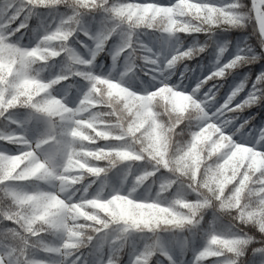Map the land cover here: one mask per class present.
<instances>
[{
	"label": "clouds",
	"instance_id": "clouds-1",
	"mask_svg": "<svg viewBox=\"0 0 264 264\" xmlns=\"http://www.w3.org/2000/svg\"><path fill=\"white\" fill-rule=\"evenodd\" d=\"M79 3L80 0H74L65 5L63 14L57 9L59 23L54 27L38 28L39 21L35 25L26 23L24 32H20L19 26L5 27L0 33V52L6 51L15 59H9L6 64L5 57L0 55V82L5 79L7 67L16 92H22L29 85L39 89L43 87L42 81L68 79L69 71L76 68L75 58L88 66L86 72L94 73L95 80L118 81L113 87L139 96L159 87L155 83L158 68L167 86H179L184 95L193 99L194 108L175 125L178 128L181 123L184 125L177 134L180 135L178 141L165 132L164 125L160 126L162 143L159 146L153 141L152 124L138 125L137 130L143 127V131L137 136L133 121L142 117L139 114L133 117L121 109L120 119L128 121L127 129L117 126V139L121 142L107 148L97 145L93 149L83 145L88 150L82 154L80 167L88 175L82 178L78 188L64 192L62 200H56L54 205L43 203L40 215L20 223L18 227L25 233L20 239L26 243L28 233L51 236L47 243L44 236L33 242V247L58 254L48 264H77V261L80 264H162L160 256L166 259L173 256L165 246L156 248L147 240L153 236L162 239L164 234H169L173 241L177 237L188 240L211 213L213 226L207 232V250L203 253V257H207L205 264H217L215 257L221 253L230 264H247L249 242L253 239L264 242V211L257 220L252 212L245 214L240 210V201L243 199L246 207L258 200L257 206L264 209V197L260 196L264 187L257 188L258 184L264 185V174L253 177L246 171L238 180L235 157L240 149L249 150L250 156L264 155V135H261L264 121L257 125L253 123L255 115H245L252 108L264 106V78L259 85L260 102L254 104L244 103L247 87L233 95L232 89L239 84L225 91V83L233 70L264 61V36L256 30L250 3L239 0L240 7L224 10L217 6L224 4V0L218 3L213 0L196 3L175 0L172 6L155 0L119 5L109 4L108 0L100 3L93 0L91 12H79V19L87 27L83 33L64 24V15L71 19V13L76 11L74 5ZM89 16H99L101 21L108 22L103 28L102 50L97 51L102 29L98 24L91 27L86 20ZM218 31L248 33L243 41L252 51L245 53L246 59H241L226 75H219L222 69L217 62L214 71L200 78L195 75L198 64L193 62L212 47L214 34ZM61 32L64 43L61 50H57L52 41ZM191 34H204L207 38L187 43ZM253 39L255 43H252ZM225 44L228 49L230 41L221 45ZM13 65L18 71H12ZM174 78L175 83L172 82ZM78 86L89 90L92 87L90 84ZM61 87L66 88L67 84ZM126 136L130 138L122 139ZM51 147L48 145L36 151L41 154ZM193 153H196L195 158ZM40 159L44 160L43 155ZM56 163L63 165V160L57 159ZM55 173L62 176L59 167ZM109 174L117 177L116 183L110 182ZM253 179L256 184L245 193V181ZM165 189L168 190L161 196ZM78 191H82V199L74 198ZM182 201V207L187 211L176 210L173 214L175 205ZM72 209L78 216H83V222L75 225L74 232L71 228L53 231V225L66 218ZM178 216L185 220L182 231L164 229L158 232L151 227L153 221L180 226ZM223 235L236 238L238 256L232 249L218 246L226 243L217 239ZM73 236L78 239L67 243L66 240ZM21 251L26 249L22 246ZM183 254L182 248L181 256ZM125 256L129 257L127 261ZM27 264L37 262L30 260ZM175 264H183V260H175Z\"/></svg>",
	"mask_w": 264,
	"mask_h": 264
},
{
	"label": "trees",
	"instance_id": "trees-1",
	"mask_svg": "<svg viewBox=\"0 0 264 264\" xmlns=\"http://www.w3.org/2000/svg\"><path fill=\"white\" fill-rule=\"evenodd\" d=\"M101 0H96V3H100ZM143 2V0H108L109 4H122V3H137ZM155 2L162 5H169L174 3L175 0H155ZM189 3H196L194 0H188ZM213 2H219V0H213ZM246 3H250V0H245ZM74 3V0H27L28 7L27 13H25V0H0V28L2 31L8 25L12 27H20V32L25 31L24 25L30 23L35 25L37 21L38 28H44L48 26L54 27L59 23V14L65 12V5ZM150 3V2H149ZM19 5L16 10V16L9 19H5V14L9 10L10 5ZM75 12L71 13V19L69 15H64V24L70 25L74 30H79L83 33L84 25L83 21L79 19V12L84 10L91 12L93 8V0H80L79 4H75ZM36 13H39L37 15ZM43 14V15H41ZM19 17V19H17ZM86 20L90 23L91 27H97V24L101 27L99 33V39L97 43V51L102 50L104 47L105 36L103 28L108 22L101 21L100 17L89 16ZM102 22V23H101ZM19 35V33H17ZM248 36V33L240 32H220L214 34V41L212 47H210L206 53L194 61V64H198L195 75L203 78L211 71L215 70L214 65H217L218 47L224 41H230V46L227 51L220 57L218 66L229 62L236 53L237 45L243 42L244 37ZM82 40L85 38L81 35ZM207 37L204 34H191L187 37V43H191L194 39L200 41L205 40ZM2 39V38H0ZM27 43V41H25ZM64 43L63 32H61L55 40L52 41L57 48L61 50V44ZM111 43V42H110ZM252 43H255L254 39ZM258 50V49H257ZM51 59V58H50ZM40 63V61H37ZM73 64L76 68L72 69L68 73V79L59 78L52 81H42L43 87L37 89L35 85H29L27 89L22 92H16L13 85L10 83L12 80L11 74L8 73L7 67L5 68V79L0 82V87L4 93V96L8 98L10 104L0 105V146H3L14 153H17L22 147L20 144V138H11V128L14 127L11 115L14 113L16 116L23 118V122L27 124L28 129L34 134L38 141L37 149L47 148L48 145L53 147L49 148L43 155L44 160H41L44 164L50 160L57 161V159L63 160V165H57L59 167H65L67 163L69 167V173L66 177L65 184L71 190L78 188L82 178L88 174L84 173L80 164L83 163L81 159L82 154L88 149L82 147L87 145L91 148L95 146H102L107 148L108 145L120 143L121 140L117 139V132L119 131L118 125L123 129L128 128V121L121 120V109L126 114H130L135 117L139 114L142 119H135L133 121L134 134L139 136L143 131V127H147L152 124L153 128V141L159 146L162 142L160 140V126L164 125V130L169 136H174L178 141L180 139V128L184 127L181 123L180 127H175L176 123H180L186 114L194 108L193 99L184 95L180 90V87L170 88V93L175 97V103L173 105H163L160 109L159 103L163 101L165 94V83L162 74L159 73L157 68V78L155 83L159 85L153 91H145L139 96L129 95L127 92L121 90L119 87H113L114 84H118V81H96L95 74H89L86 72L87 65L81 64L73 59ZM15 65L12 67V71H18V68L14 70ZM79 69V70H77ZM261 72H264V61L258 64L249 65L239 70H233L231 76L226 77L225 91H230L231 87L239 84L246 76L250 77L251 81H254ZM176 82L175 78L172 81ZM62 84H67V87H61ZM90 84L91 90L83 88L78 85ZM251 87V83H248L247 89ZM85 91L88 100L85 102L79 101V92ZM59 91H65V96L77 103L78 111L86 118L89 114H93L94 122L84 125L79 132L73 133L69 128V121L71 118V112L69 109L62 106L59 100L56 99L55 94ZM103 96L104 99H100ZM223 96V93H222ZM222 102V100H221ZM158 104V106H157ZM165 104V103H164ZM10 114L8 120L5 119V115ZM245 115H255L256 120L254 124L259 125L261 121H264V106L252 108ZM11 120V123H9ZM167 122V124L165 123ZM143 124V127L137 130V126ZM171 125L169 127L168 125ZM130 137H123L122 139H129ZM71 147H69L70 145ZM162 150V149H161ZM196 153H193L195 158ZM27 157L21 158L19 162L13 160H6L0 155V249H8L12 254V261L14 264H19L20 261L27 257L42 258V264H48L53 258L58 255L55 251L45 249L42 247H33V242L44 236L45 243L49 242L52 237L46 233L39 234H26L25 243L20 239V236L25 235L21 232L18 225L20 223L27 222L28 218L40 215L43 211V203H45L43 196L38 191V186L44 182L50 181L52 176L49 175L44 169L33 174H24L23 170ZM96 163L95 161H93ZM57 164V163H56ZM235 167L239 170L237 179L243 178L244 172H249L253 177L258 174L261 169H264V155L258 153L249 155V150L240 149L235 157ZM231 174V173H229ZM104 175V173H100ZM110 175V182L116 183L117 177ZM11 182L10 186L8 183ZM256 181H245L244 192L247 193L250 187H253ZM168 189H165L164 192ZM74 198L82 199V191L75 192ZM255 199V197H253ZM183 201L180 204L175 205L173 214L176 210L181 212L187 211L182 207ZM246 202L241 199L240 210L247 214L252 212L256 219L261 218L262 209L259 205V201L256 200L255 204H248L245 207ZM82 211V210H81ZM168 218H172L169 216ZM180 226L177 225H165L163 222L159 224L153 221L151 227L155 231H162L164 229H170L172 231H182V225L185 223L183 217H176ZM13 222L12 230H4V222ZM83 222V216H75L69 220L67 229L71 228L75 231V225ZM38 223V222H37ZM89 223H94L89 221ZM213 226L212 214L208 213L205 216L204 221L197 229H195L188 238L186 247H181L178 241H186L183 237H177L174 241L169 234H164L162 239L153 236L147 240V243L156 248H162L165 246L173 258L177 261L183 260V264H187L200 250L206 246L207 232ZM62 220L57 221L53 225V231H59L64 229ZM147 231V230H145ZM73 239L69 243L75 242L78 237L73 236ZM218 241H226V243H219V247L225 249H235L238 247L236 238L230 235L219 236ZM22 246L26 251H21ZM215 246V245H214ZM184 249V254L181 256V249ZM54 254V255H53ZM79 255V253H77ZM251 253H249L250 257ZM83 258V257H82ZM125 261L129 259L128 256L124 257ZM144 258L141 257V260ZM159 259L162 264H169L168 260L160 256ZM204 259H207L205 257ZM41 264V263H40Z\"/></svg>",
	"mask_w": 264,
	"mask_h": 264
},
{
	"label": "rangeland",
	"instance_id": "rangeland-1",
	"mask_svg": "<svg viewBox=\"0 0 264 264\" xmlns=\"http://www.w3.org/2000/svg\"><path fill=\"white\" fill-rule=\"evenodd\" d=\"M0 33H3L2 28H0ZM0 55L5 57L6 64L9 59H15V57H10L6 51L0 52ZM16 69L17 67L15 66L14 70ZM170 92H171L170 88L166 86L165 94L162 98L163 101L159 103L160 109L163 110L162 108L163 105H173L175 103V97ZM55 97L57 100H59L62 106L70 110L71 118L69 121V128L72 130L73 133L79 132L84 125L91 124L94 122L93 114H91L90 116L88 115V117L85 118L78 111L77 103L73 102L72 100L68 99L65 96V91H59L58 93L55 94ZM87 100H88V97L86 96L85 91L81 90L79 92V101L85 102ZM9 104H10V101L8 100V98L4 96V93L0 87V105L7 106ZM11 118H12L14 127L11 128L10 137L20 138V144L22 145V147L19 149L17 153H14L13 151L9 149L3 146H0V155L3 156V158L6 160H13L16 162H19L21 158L23 157H27V160L25 162V167L23 170L24 174H27V175L33 174V173L39 172L41 169H44L49 175H51L52 179L50 181L44 182L43 184L39 185L38 191L43 196L45 203L54 205L56 200L63 199L64 192H67L70 190L68 186L65 184V181L67 179L66 177L68 176L69 167L71 165L67 163L65 167H59L53 160H50L47 163L43 164L40 159L39 154L36 151L38 141L36 137L34 136V134L28 129L27 124L23 122V118L16 116L14 113L11 115ZM69 147H71V145ZM41 164H43L44 166L37 167V165H41ZM57 167H59L60 171L62 172L61 177H58L55 173V169ZM75 216H77V211L75 209H72L68 211L66 218L61 219L63 226L65 227L64 228L65 230L67 229L69 220ZM71 240H66V242L69 243ZM0 255H3V258L5 260L9 258L7 252L0 253ZM194 257L187 264H192ZM41 259L42 258L36 257V258H33L32 261L37 262V264H40ZM81 259L83 258L81 257ZM12 264H14L13 261H12Z\"/></svg>",
	"mask_w": 264,
	"mask_h": 264
},
{
	"label": "snow or ice",
	"instance_id": "snow-or-ice-1",
	"mask_svg": "<svg viewBox=\"0 0 264 264\" xmlns=\"http://www.w3.org/2000/svg\"><path fill=\"white\" fill-rule=\"evenodd\" d=\"M143 2H153V0H143ZM194 2H201V0H194ZM175 3V2H174ZM174 3H170L166 6H172ZM25 4L27 5V0H25ZM30 5H27L25 7V13H27L28 7ZM218 7L224 8V10H230L232 7H240L239 0H224V4H218ZM19 5H10L9 10L5 14V19H9L13 16H16V10ZM250 7L251 12L255 19V25L256 30L261 36H264V0H250ZM39 15V13H36ZM19 19V17H17ZM102 23V22H101ZM83 27V32L87 31L86 26ZM218 47V54H217V62H219L220 57L224 54V52L227 49V45H217ZM251 48L247 46V42L243 41L240 44L237 45L236 53L234 57L227 63L220 66L222 69L221 72H219V75L223 76L226 75L229 71L232 70V68L239 63L241 59H246L245 53L251 52ZM262 78H264V72H261L259 75H257L256 79L254 81H251V87L248 89L247 96L244 98L245 104H254L259 103V93L260 88L259 85L262 82ZM251 78L246 76L244 80H242L239 85L234 87L232 89L233 95L238 94L244 87L248 86L249 80ZM231 106V105H229ZM10 114L5 115V119L8 120ZM9 123H11V120H9ZM219 135V133L217 134ZM261 135H264L262 133ZM259 151V149H257ZM264 174V169H261L257 175ZM11 182L8 183L6 186H10ZM264 187V185H257V188ZM260 196L264 197V192L260 193ZM192 223H195V220H191ZM13 228V222L12 221H6L4 222V230H12ZM188 241H178V244L181 247H186ZM251 245L249 251L251 253L250 257L247 255V264H264V242H261L259 240L253 239L249 242ZM207 250L206 247H204L202 250H200L194 257V260L192 261V264H205V260L203 257V253ZM8 252V249H0V253ZM235 255H239V249H235L234 251ZM54 255V254H53ZM12 254L9 253V258L5 260L3 258V255H0V264H12ZM75 259V257H73ZM31 260V257H27L26 259L19 262V264H27L28 261ZM169 264H175V259L170 258L167 259ZM215 260L217 264H230V261H228L226 258H224L223 253H221L220 256L215 257ZM77 264H80L79 261H77Z\"/></svg>",
	"mask_w": 264,
	"mask_h": 264
}]
</instances>
